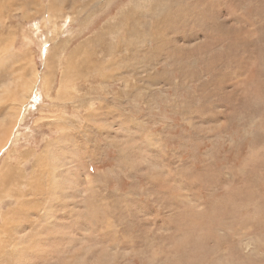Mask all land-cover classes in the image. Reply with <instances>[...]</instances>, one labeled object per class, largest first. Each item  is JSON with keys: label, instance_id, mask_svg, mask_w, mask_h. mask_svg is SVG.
Wrapping results in <instances>:
<instances>
[{"label": "rangeland", "instance_id": "1", "mask_svg": "<svg viewBox=\"0 0 264 264\" xmlns=\"http://www.w3.org/2000/svg\"><path fill=\"white\" fill-rule=\"evenodd\" d=\"M0 133V264H264V0H0Z\"/></svg>", "mask_w": 264, "mask_h": 264}, {"label": "bare ground", "instance_id": "2", "mask_svg": "<svg viewBox=\"0 0 264 264\" xmlns=\"http://www.w3.org/2000/svg\"><path fill=\"white\" fill-rule=\"evenodd\" d=\"M22 114V113H21ZM20 115V114H19ZM5 133V132H4ZM0 135H2L1 133H0ZM5 135V134H4ZM4 137V136H3ZM1 141H2V138H1ZM2 143H4V142H2ZM196 211V210H195Z\"/></svg>", "mask_w": 264, "mask_h": 264}]
</instances>
